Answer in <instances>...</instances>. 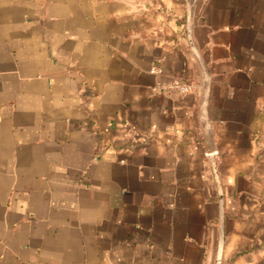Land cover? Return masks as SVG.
Wrapping results in <instances>:
<instances>
[{"label":"crops","instance_id":"1","mask_svg":"<svg viewBox=\"0 0 264 264\" xmlns=\"http://www.w3.org/2000/svg\"><path fill=\"white\" fill-rule=\"evenodd\" d=\"M218 258L264 264V0H0V264Z\"/></svg>","mask_w":264,"mask_h":264},{"label":"built area","instance_id":"2","mask_svg":"<svg viewBox=\"0 0 264 264\" xmlns=\"http://www.w3.org/2000/svg\"><path fill=\"white\" fill-rule=\"evenodd\" d=\"M161 90H176L180 93H188L191 91V86L188 83L174 81L172 83L162 85Z\"/></svg>","mask_w":264,"mask_h":264},{"label":"water","instance_id":"3","mask_svg":"<svg viewBox=\"0 0 264 264\" xmlns=\"http://www.w3.org/2000/svg\"><path fill=\"white\" fill-rule=\"evenodd\" d=\"M216 263H217V264L219 263V258L217 259Z\"/></svg>","mask_w":264,"mask_h":264}]
</instances>
